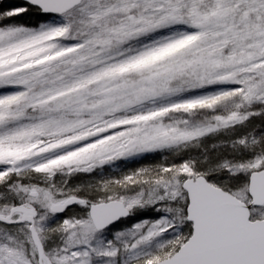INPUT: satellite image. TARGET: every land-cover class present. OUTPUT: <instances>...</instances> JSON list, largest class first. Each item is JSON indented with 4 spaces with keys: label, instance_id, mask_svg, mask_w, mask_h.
Returning a JSON list of instances; mask_svg holds the SVG:
<instances>
[{
    "label": "snow or ice",
    "instance_id": "snow-or-ice-1",
    "mask_svg": "<svg viewBox=\"0 0 264 264\" xmlns=\"http://www.w3.org/2000/svg\"><path fill=\"white\" fill-rule=\"evenodd\" d=\"M0 264H264V0H0Z\"/></svg>",
    "mask_w": 264,
    "mask_h": 264
},
{
    "label": "rangeland",
    "instance_id": "rangeland-1",
    "mask_svg": "<svg viewBox=\"0 0 264 264\" xmlns=\"http://www.w3.org/2000/svg\"><path fill=\"white\" fill-rule=\"evenodd\" d=\"M4 3H18L17 1L14 0H3Z\"/></svg>",
    "mask_w": 264,
    "mask_h": 264
},
{
    "label": "water",
    "instance_id": "water-1",
    "mask_svg": "<svg viewBox=\"0 0 264 264\" xmlns=\"http://www.w3.org/2000/svg\"><path fill=\"white\" fill-rule=\"evenodd\" d=\"M14 1H17V2H19V0H14Z\"/></svg>",
    "mask_w": 264,
    "mask_h": 264
}]
</instances>
